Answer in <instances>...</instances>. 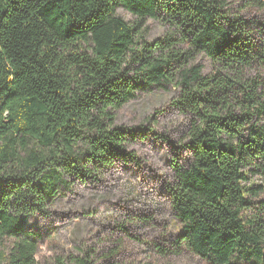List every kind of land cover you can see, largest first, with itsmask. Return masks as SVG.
Segmentation results:
<instances>
[{
  "label": "trees",
  "instance_id": "16d2710c",
  "mask_svg": "<svg viewBox=\"0 0 264 264\" xmlns=\"http://www.w3.org/2000/svg\"><path fill=\"white\" fill-rule=\"evenodd\" d=\"M229 1L0 0V245L13 238L0 264H37L25 218L125 158L134 129L114 125L117 110L169 85L190 151L169 187L181 227L171 248L264 264V48ZM147 18L166 32L147 40ZM199 54L213 71L193 63Z\"/></svg>",
  "mask_w": 264,
  "mask_h": 264
},
{
  "label": "rangeland",
  "instance_id": "374dc122",
  "mask_svg": "<svg viewBox=\"0 0 264 264\" xmlns=\"http://www.w3.org/2000/svg\"><path fill=\"white\" fill-rule=\"evenodd\" d=\"M231 14L255 22L252 34L264 48V7L230 0ZM127 22L134 16L118 6ZM167 26L147 18L145 38L162 36ZM207 74L213 62L204 54L193 61ZM264 77V71L262 72ZM177 88L153 86L137 91L116 112L114 125L134 129L126 143L127 156L104 168L96 178L74 181L52 200L45 213L24 220V231L37 243V264H210L186 249L174 251L170 242L180 233L171 207L169 187L176 181L174 165L189 162L185 142L189 116L173 104ZM256 183L261 184L259 179ZM264 200V189L259 196ZM13 238L5 237L7 253Z\"/></svg>",
  "mask_w": 264,
  "mask_h": 264
}]
</instances>
